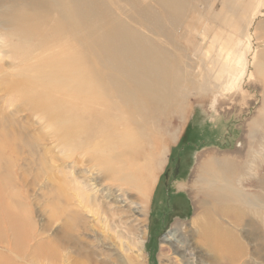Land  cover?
I'll return each instance as SVG.
<instances>
[{
  "label": "bare ground",
  "instance_id": "obj_1",
  "mask_svg": "<svg viewBox=\"0 0 264 264\" xmlns=\"http://www.w3.org/2000/svg\"><path fill=\"white\" fill-rule=\"evenodd\" d=\"M12 1L16 25L13 24L14 27L6 32L5 40L11 42L9 55L19 70L13 80L4 83L8 96L22 97L32 112L39 113L50 122L58 139L71 149L87 154L95 168L100 169L101 177L117 182L109 183L108 187L96 183L99 189L108 190L106 196L97 197V192L92 189L89 190L91 194L84 193L81 183H86V180L66 182L59 176L53 211L55 218H68L63 226L70 231L80 223L76 214L82 211H74L71 215L69 210L68 217L65 215L68 205L62 206L64 191H80L74 197H66V200L70 203L77 200L76 205L89 209L97 220L95 226L89 225L86 230L94 235H88L93 239L90 245L98 243L97 248L100 245L106 250L99 254L103 255L99 260L94 258L95 250L83 258L79 251L76 264H140L146 231L130 221L134 211L131 207L126 210L120 207V203L126 201L125 196L133 191L141 193L143 206L148 200V174L137 156L136 145L140 141L152 140L154 128L151 129L149 123L158 118L157 115L166 118L175 113L178 119L182 117V108L188 102L183 84L197 88L196 83L186 78L184 70L177 69L176 58L166 49L164 51L149 35L132 28L116 15L108 0H46L44 5L38 0ZM192 1L116 0L115 3L120 11H131L128 19L149 34L165 37L179 49L174 44V31L188 25V17L195 15ZM123 2L126 6L120 4ZM60 9L63 16L55 20L54 13L58 14ZM29 15L32 21L20 23ZM59 48L64 49L57 51ZM3 120H0V153L4 146L9 150L14 148L20 138V134L16 135L9 128L10 121ZM65 123L68 125L63 126ZM126 135L134 138V147L118 148L122 147L121 139ZM260 139L264 141V136L251 140L252 149L246 156V165L226 157L216 160L214 165L209 163L203 167L211 166L203 180L207 196L220 205L222 215L237 226L249 214L246 209L252 210L255 203L264 199L259 197L254 201L243 185L250 179L254 183L255 179L261 182L257 175L260 172L264 174V168L262 171L254 169L260 163L264 164V151L257 149ZM3 165L0 158V233L4 230L10 233L12 250L18 251L19 255L25 249L40 250L34 264L45 261L71 264L70 258L63 257L60 251L62 238H58L53 249L48 244L30 245L35 237L30 213L22 195L14 190L12 173ZM125 217L128 219L124 220ZM173 234L164 240L169 245L161 248L160 264H183L185 256L194 259L184 247L183 251L174 247L171 242H180ZM201 240L212 253L221 255L224 263L236 261L233 247L240 243L239 238L220 227L211 215L203 226ZM0 264L6 263L0 259Z\"/></svg>",
  "mask_w": 264,
  "mask_h": 264
},
{
  "label": "rangeland",
  "instance_id": "obj_2",
  "mask_svg": "<svg viewBox=\"0 0 264 264\" xmlns=\"http://www.w3.org/2000/svg\"><path fill=\"white\" fill-rule=\"evenodd\" d=\"M38 1L44 5L46 0ZM12 2L0 0V120L10 121L9 128L16 135L20 134V138L11 150L4 146L0 158L6 170L12 173L14 190L22 195L30 213L35 233L30 245L48 244L53 249L58 238H62L60 251L63 257L70 258L71 264H76L79 251L83 258L95 250L94 258L99 260L103 257L99 254L106 250L100 245L97 248L98 243L90 245L93 239L86 231L89 225L95 226L97 220L89 209L76 205L77 200L71 203L66 200V197H74L80 191L76 193L67 188L69 194L62 193V206L68 205L65 207L66 216L70 217L69 210L71 215L74 211H82L76 214L80 223L71 231L63 226L68 218L65 220L64 216L63 220H58L54 216L55 191L60 185V177L73 183L86 180V183H81L84 193L89 195L92 189L97 192V197L106 196L108 190L99 189L96 183L108 187L109 183L117 182L101 177L100 169L95 168L87 154L71 149L58 139L50 122L39 113L32 112L22 97L8 96L4 83L13 80L19 70L9 55L11 42L5 40L6 32L14 27L13 24L16 25ZM108 2L116 15L132 28L149 35L164 51L166 49L175 57L177 69L184 70L186 78L197 86L192 88L183 84L188 102L182 108L180 119L175 113L166 118L157 115L158 118L149 123L150 128H154L152 140L140 141L136 145L137 156L148 174V200L143 206L141 193L133 191L125 196L126 201L120 203V207L124 210L131 207L134 211L130 221L146 231L140 264H160L161 248L169 245L164 240L176 231L178 233L173 235L180 243H171L181 251L184 247L194 256V259L185 256L183 264H226L221 255L212 253L201 240L203 226L210 215L220 227L240 240L233 247L237 259L232 264H264V199L259 200V197L264 198V188H261L264 174L260 172L257 175L261 182L255 179L254 183L250 179L243 183L251 198L259 201L257 204L254 202L256 207L252 210L246 209L249 214L240 226L222 215L221 206L207 196L203 185L207 170L211 168L209 165L203 169L204 166L214 165L213 162L226 157L246 165V156L251 154V140L264 136V0L192 1L191 8L195 7L196 13L188 17L190 25L174 31V44L179 49L165 37L149 34L128 19L131 11H120L116 0ZM120 4L126 6L124 2ZM62 16L61 9L58 14L54 13L55 20ZM26 21H32L30 15L22 18L20 23ZM128 133L131 134L130 131ZM261 140L257 143L259 152L264 151V141ZM121 141L120 149L134 147V138L126 135ZM104 142L108 140L104 139ZM263 168L264 164L260 163L254 169L262 171ZM90 235L94 237L92 233ZM10 237L6 230L0 233L1 261L6 264L37 262L40 250L25 249L19 255L18 251L12 250ZM41 263L50 264L46 261Z\"/></svg>",
  "mask_w": 264,
  "mask_h": 264
}]
</instances>
